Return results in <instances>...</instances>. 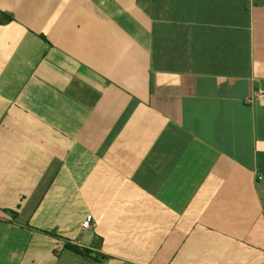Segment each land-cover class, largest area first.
<instances>
[{
    "label": "crops",
    "instance_id": "crops-1",
    "mask_svg": "<svg viewBox=\"0 0 264 264\" xmlns=\"http://www.w3.org/2000/svg\"><path fill=\"white\" fill-rule=\"evenodd\" d=\"M65 252L264 264V0H0V264Z\"/></svg>",
    "mask_w": 264,
    "mask_h": 264
},
{
    "label": "trees",
    "instance_id": "trees-1",
    "mask_svg": "<svg viewBox=\"0 0 264 264\" xmlns=\"http://www.w3.org/2000/svg\"><path fill=\"white\" fill-rule=\"evenodd\" d=\"M65 248L80 256H84V257L90 256V252L88 250H84V249L78 248L70 244H66ZM94 259L99 262L101 261V257H95ZM104 259H107V258L105 257Z\"/></svg>",
    "mask_w": 264,
    "mask_h": 264
},
{
    "label": "built area",
    "instance_id": "built-area-1",
    "mask_svg": "<svg viewBox=\"0 0 264 264\" xmlns=\"http://www.w3.org/2000/svg\"><path fill=\"white\" fill-rule=\"evenodd\" d=\"M93 217L92 215H87L84 219V221L81 224L82 229L88 230L91 228V223H92Z\"/></svg>",
    "mask_w": 264,
    "mask_h": 264
},
{
    "label": "rangeland",
    "instance_id": "rangeland-1",
    "mask_svg": "<svg viewBox=\"0 0 264 264\" xmlns=\"http://www.w3.org/2000/svg\"><path fill=\"white\" fill-rule=\"evenodd\" d=\"M68 255H69V252H65L63 255H62V258H61V263L60 264H71V260H69L68 258ZM73 264V263H72Z\"/></svg>",
    "mask_w": 264,
    "mask_h": 264
}]
</instances>
